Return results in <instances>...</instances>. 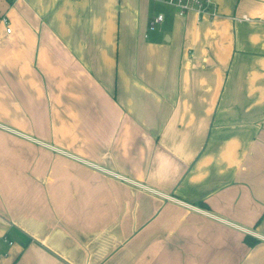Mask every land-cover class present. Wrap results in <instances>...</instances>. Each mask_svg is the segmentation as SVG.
Listing matches in <instances>:
<instances>
[{
  "label": "crops",
  "instance_id": "crops-1",
  "mask_svg": "<svg viewBox=\"0 0 264 264\" xmlns=\"http://www.w3.org/2000/svg\"><path fill=\"white\" fill-rule=\"evenodd\" d=\"M210 1L0 0V264H264V0Z\"/></svg>",
  "mask_w": 264,
  "mask_h": 264
},
{
  "label": "built area",
  "instance_id": "built-area-1",
  "mask_svg": "<svg viewBox=\"0 0 264 264\" xmlns=\"http://www.w3.org/2000/svg\"><path fill=\"white\" fill-rule=\"evenodd\" d=\"M8 4H12L16 0H4ZM168 5L176 8L177 14L179 16L185 15L188 11L194 10L199 15H207L210 17L215 16L214 11H212V2L210 0H164ZM163 19L161 14L152 16L148 21V28L152 29L156 24H159ZM0 21L3 24H7L5 17H1ZM10 29L6 28V32L9 33Z\"/></svg>",
  "mask_w": 264,
  "mask_h": 264
},
{
  "label": "trees",
  "instance_id": "trees-1",
  "mask_svg": "<svg viewBox=\"0 0 264 264\" xmlns=\"http://www.w3.org/2000/svg\"><path fill=\"white\" fill-rule=\"evenodd\" d=\"M244 242H245L246 245H248V246H252V245H254L257 241H256L255 239L249 237V236H245V237H244Z\"/></svg>",
  "mask_w": 264,
  "mask_h": 264
}]
</instances>
